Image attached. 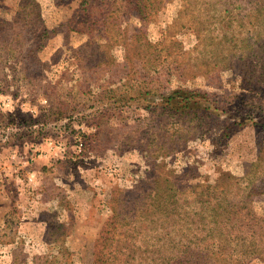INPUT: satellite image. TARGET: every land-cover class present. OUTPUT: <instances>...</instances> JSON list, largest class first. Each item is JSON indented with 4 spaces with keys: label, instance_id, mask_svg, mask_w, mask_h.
<instances>
[{
    "label": "rangeland",
    "instance_id": "obj_1",
    "mask_svg": "<svg viewBox=\"0 0 264 264\" xmlns=\"http://www.w3.org/2000/svg\"><path fill=\"white\" fill-rule=\"evenodd\" d=\"M90 2L0 0V264H95L112 214L110 264L210 243L215 264H264V0H148L146 20ZM155 180L183 220L140 219ZM199 191L241 209L226 235L200 239Z\"/></svg>",
    "mask_w": 264,
    "mask_h": 264
},
{
    "label": "trees",
    "instance_id": "obj_2",
    "mask_svg": "<svg viewBox=\"0 0 264 264\" xmlns=\"http://www.w3.org/2000/svg\"><path fill=\"white\" fill-rule=\"evenodd\" d=\"M85 2H89L91 5L90 0H83ZM127 1L126 5L131 6L130 9L134 10L137 15L140 16V19L146 20L147 14L150 12L149 10L152 8V5L148 3V0H123ZM91 7V6H90ZM83 13L85 12V8H83ZM35 13V14H34ZM28 16H31L29 18L30 20H33V16H35V21L38 19V14L35 12L29 13ZM88 16V15H86ZM37 18V19H36ZM91 26V25H90ZM90 26L87 27L89 29H82V30H90ZM9 31H12V33H6L7 37L10 35H14L10 41H8L10 54L14 57L15 55L12 54V43H16V36L18 33L23 30L19 29L17 33L15 29H8ZM28 31L27 29H25ZM37 31L30 32L31 38H29V46L26 48L24 53H21L22 58L26 59L27 62H31L33 58H37L36 52L39 51L45 43L46 38H48L52 32V30H48L46 28L42 29H36ZM5 31V29H0V41H2V32ZM2 34V35H1ZM5 34V36H6ZM19 55V56H21ZM21 60V59H20ZM19 63L21 61H18ZM28 66L27 63L22 64L21 68H24ZM190 97L184 98L185 101L189 100ZM187 103L182 104L181 106L185 107ZM179 110V109H177ZM183 111V110H181ZM249 173L245 176L246 184L245 186L249 189L247 190V193L245 195V198L250 197V195H253L252 191L254 186V179L252 178ZM264 182V179L262 180V183ZM263 188L260 189L264 192V183ZM152 190L149 189V194H145L143 198V206H145V201L148 199L149 203L144 209L141 210L142 212V218L147 225H153L154 222H157L161 220V218H171L174 223H177L184 219L185 211L184 209L178 205L175 198V192L173 193L172 189H168L166 193L159 192V190H164L160 187L159 181L155 180L153 182ZM198 195V200L201 204L200 210L198 212L193 213L194 216L198 217L199 221L198 224L200 225L201 230L206 229L207 233H204L200 239H206L207 237H215L217 235H226L225 226L227 224L226 220L230 221L232 216H237V212H241V209H232L229 205H224L223 203V197L220 199L215 200L216 203L213 205H210L209 201L206 202L201 199V196H203V193L200 191L196 193ZM152 195V197H151ZM165 195V196H164ZM174 198V199H173ZM180 207L181 212L177 210ZM177 214V215H176ZM112 214L110 216V220L105 222L103 226L101 227L99 231L98 238L95 241V252H94V263L95 264H110L105 261L108 257V245L112 242V234L115 229V221ZM179 216H182L181 218H178ZM226 218V219H225ZM233 219V220H234ZM161 224V223H160ZM233 226H230L232 228ZM195 237V236H194ZM197 238V237H196ZM196 246H200L199 242L194 243ZM215 244V243H214ZM214 244L210 243L209 245H205L206 252L203 253L201 251H198L195 247L190 246L189 244L185 245L183 248L176 249L175 252H171L167 258L162 260L161 262H155L153 264H215L216 260L219 259L217 256Z\"/></svg>",
    "mask_w": 264,
    "mask_h": 264
}]
</instances>
